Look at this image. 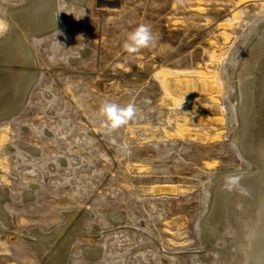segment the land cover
Instances as JSON below:
<instances>
[{
  "label": "rangeland",
  "instance_id": "374dc122",
  "mask_svg": "<svg viewBox=\"0 0 264 264\" xmlns=\"http://www.w3.org/2000/svg\"><path fill=\"white\" fill-rule=\"evenodd\" d=\"M28 1L0 0V14ZM84 1L55 0L58 29L30 42L38 78L0 121V264H45L52 251L29 234L57 230L53 250L75 236L65 264H215L223 248L235 258L241 244L208 242L201 228L210 189L259 170L241 153L233 80L264 0ZM140 24L156 44L128 54ZM178 80L191 95L172 100ZM106 100L140 112L109 132Z\"/></svg>",
  "mask_w": 264,
  "mask_h": 264
},
{
  "label": "bare ground",
  "instance_id": "6f19581e",
  "mask_svg": "<svg viewBox=\"0 0 264 264\" xmlns=\"http://www.w3.org/2000/svg\"><path fill=\"white\" fill-rule=\"evenodd\" d=\"M75 1L80 3L84 0ZM6 19L11 29L5 39L0 40V121L8 122L22 110L38 78L39 73L33 68L36 57L31 40L53 33L60 21L55 0H29L25 5L11 9ZM256 39L244 56L233 82L241 153L259 170L240 172L244 174L242 184L249 191L247 197L226 192L223 189L224 178L210 189L212 200L208 216L202 222L203 238L208 242L226 238L241 244L235 258H231L228 248L219 249L220 259L215 264H264V26ZM179 81L176 82L178 88L170 97L172 100L191 95L186 82ZM182 131H186L185 126H182ZM164 190L171 189L167 187ZM2 197L6 198L4 191ZM6 217L0 212L2 228L7 226ZM40 234L33 231L29 235L33 236L32 240L43 257L52 251L53 255L45 264H65L74 234L54 250L61 232L57 230L48 237ZM84 249L100 253L89 247Z\"/></svg>",
  "mask_w": 264,
  "mask_h": 264
},
{
  "label": "clouds",
  "instance_id": "9594fccd",
  "mask_svg": "<svg viewBox=\"0 0 264 264\" xmlns=\"http://www.w3.org/2000/svg\"><path fill=\"white\" fill-rule=\"evenodd\" d=\"M11 29V25L3 14H0V38L5 37ZM157 36L148 24H140L134 30L129 32L122 47L128 54L134 55L141 50L152 47L156 44ZM58 43V42H57ZM59 44V43H58ZM140 109L133 103L120 105L109 100L104 101L99 114L103 118L101 126L109 132L114 131L121 126L129 124L138 116ZM243 173H228L224 177L223 189L226 192H236L242 197L249 195L248 189L242 184Z\"/></svg>",
  "mask_w": 264,
  "mask_h": 264
}]
</instances>
